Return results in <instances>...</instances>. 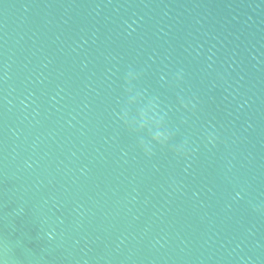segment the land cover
Returning <instances> with one entry per match:
<instances>
[{"label":"water","instance_id":"1","mask_svg":"<svg viewBox=\"0 0 264 264\" xmlns=\"http://www.w3.org/2000/svg\"><path fill=\"white\" fill-rule=\"evenodd\" d=\"M0 264H264V0H0Z\"/></svg>","mask_w":264,"mask_h":264}]
</instances>
